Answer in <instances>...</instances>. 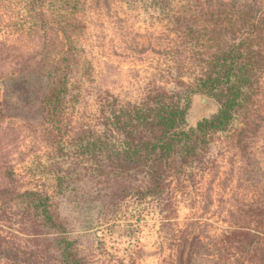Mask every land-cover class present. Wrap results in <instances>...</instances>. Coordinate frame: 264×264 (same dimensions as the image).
I'll use <instances>...</instances> for the list:
<instances>
[{
  "label": "trees",
  "instance_id": "16d2710c",
  "mask_svg": "<svg viewBox=\"0 0 264 264\" xmlns=\"http://www.w3.org/2000/svg\"><path fill=\"white\" fill-rule=\"evenodd\" d=\"M25 12L38 40L11 80L14 110L61 159L56 191L108 221L151 204L162 264H264V169L250 158L264 122V0H34ZM141 15L149 33L127 39L121 23ZM112 41L146 64L133 96L100 84ZM195 97L218 108L190 125ZM221 161L247 175L228 196ZM14 187L0 184V206L17 210L23 234H10L24 243L0 237V264H93L52 196ZM216 216L225 225L211 233Z\"/></svg>",
  "mask_w": 264,
  "mask_h": 264
},
{
  "label": "rangeland",
  "instance_id": "374dc122",
  "mask_svg": "<svg viewBox=\"0 0 264 264\" xmlns=\"http://www.w3.org/2000/svg\"><path fill=\"white\" fill-rule=\"evenodd\" d=\"M32 1L0 0V184L14 185V188L18 186L19 190H39L52 196L60 213L69 222L71 238L78 240L93 259L95 257L93 264H162L168 251L160 246L158 211L149 203L132 201L117 217L108 221L109 218L101 216L97 211L77 207L75 200L69 199L68 194L56 191L54 173L61 159L41 142L43 138L32 127L33 123L16 117L11 80L18 75L17 71L24 58L35 57L36 50L30 45L38 40L33 35L37 23L33 17H27L25 12L28 3ZM36 1L37 4L47 3V0ZM151 24L152 21L142 15L140 19L126 16L121 23L127 39L138 40L147 36ZM151 34L156 35L155 30ZM109 37L115 39L111 33ZM111 44L114 45V54L110 55L112 51L104 54L98 62L100 84L122 97L133 96V84L135 80L144 77L146 64L143 65L138 59L135 63L130 56L119 50V45L113 41ZM201 98L195 97L191 102L188 112L190 125L210 117L218 108L217 104L212 109L208 108L202 104ZM262 111L264 114V109ZM262 126L261 133L253 139L251 145V165L257 169L258 166L264 169V158L258 148L264 142V122ZM256 160H259L258 165ZM221 164V178H229L225 191L228 196L240 189V182L247 175H240L238 167L233 169L222 161ZM222 206L221 202L220 207H214V210L219 213ZM186 214V209H182L181 219ZM16 216L17 210L0 206V237L15 245L24 243V240L10 234L13 229L15 234H23L22 225H18L19 220L14 221ZM210 222L213 223L211 233L220 231L225 225L218 216ZM195 264H211V258L202 255Z\"/></svg>",
  "mask_w": 264,
  "mask_h": 264
},
{
  "label": "water",
  "instance_id": "95a60500",
  "mask_svg": "<svg viewBox=\"0 0 264 264\" xmlns=\"http://www.w3.org/2000/svg\"><path fill=\"white\" fill-rule=\"evenodd\" d=\"M202 104H205L208 108H213L216 105V102L212 99L202 97L201 100Z\"/></svg>",
  "mask_w": 264,
  "mask_h": 264
}]
</instances>
